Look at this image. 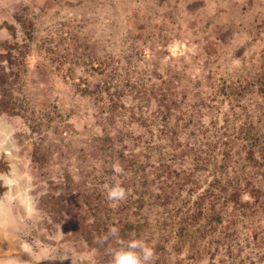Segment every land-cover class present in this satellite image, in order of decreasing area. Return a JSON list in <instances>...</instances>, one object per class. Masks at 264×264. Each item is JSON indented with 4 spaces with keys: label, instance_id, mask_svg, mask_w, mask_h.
<instances>
[{
    "label": "rangeland",
    "instance_id": "obj_1",
    "mask_svg": "<svg viewBox=\"0 0 264 264\" xmlns=\"http://www.w3.org/2000/svg\"><path fill=\"white\" fill-rule=\"evenodd\" d=\"M11 167L35 208L0 257L111 264L116 226L153 264H264V0H0Z\"/></svg>",
    "mask_w": 264,
    "mask_h": 264
},
{
    "label": "clouds",
    "instance_id": "obj_2",
    "mask_svg": "<svg viewBox=\"0 0 264 264\" xmlns=\"http://www.w3.org/2000/svg\"><path fill=\"white\" fill-rule=\"evenodd\" d=\"M115 174L114 183L104 184L106 198L109 201H122L127 198V190L116 180V176L124 174V168L119 162L112 165ZM0 182L8 189L0 195V236H6L13 230L14 209L35 208V201L30 192L25 188L27 183L24 175L11 167L8 174L0 173ZM119 228L110 226L105 233L96 237V242L105 245L113 241L117 247L109 246L108 251L112 257L111 264H153L156 253L153 247L139 239L124 240L119 235ZM0 264H20L14 256L0 257Z\"/></svg>",
    "mask_w": 264,
    "mask_h": 264
},
{
    "label": "crops",
    "instance_id": "obj_3",
    "mask_svg": "<svg viewBox=\"0 0 264 264\" xmlns=\"http://www.w3.org/2000/svg\"><path fill=\"white\" fill-rule=\"evenodd\" d=\"M7 238H11V237H7ZM7 238L5 236H0L1 246L4 247V245L6 244V249H8V251H5V252H8L9 254L15 252L16 254L20 255L21 259H25L24 251L21 249L19 252V248L16 247V244L13 242L11 243L12 240L11 241L8 240V243H7L6 241ZM12 244L14 245V247Z\"/></svg>",
    "mask_w": 264,
    "mask_h": 264
}]
</instances>
